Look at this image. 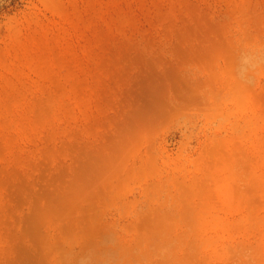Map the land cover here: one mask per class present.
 Wrapping results in <instances>:
<instances>
[{
    "label": "rangeland",
    "instance_id": "374dc122",
    "mask_svg": "<svg viewBox=\"0 0 264 264\" xmlns=\"http://www.w3.org/2000/svg\"><path fill=\"white\" fill-rule=\"evenodd\" d=\"M0 264H264V0H0Z\"/></svg>",
    "mask_w": 264,
    "mask_h": 264
}]
</instances>
